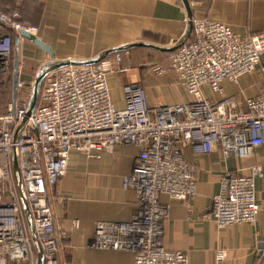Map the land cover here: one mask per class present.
Returning a JSON list of instances; mask_svg holds the SVG:
<instances>
[{
    "label": "built area",
    "instance_id": "1",
    "mask_svg": "<svg viewBox=\"0 0 264 264\" xmlns=\"http://www.w3.org/2000/svg\"><path fill=\"white\" fill-rule=\"evenodd\" d=\"M19 18L17 9L0 12V76L8 75L13 63L10 31L37 33L36 26ZM263 53V33L241 35L224 23L193 16L192 38L166 53L167 65L151 66L157 75L175 72L190 101L149 105L141 85L125 83V106L117 109L110 100L107 74L119 73V62L106 58L91 65H70L43 78L35 112L13 141L33 90V82L18 78L16 104L9 102L0 114V264L37 260L13 175L14 145L42 264H60L67 238L55 223L51 201L66 173L70 151L94 157L97 151L112 152L119 145L139 149L122 182L136 193V211L128 221H97L89 246L132 251L133 264H190L186 252L167 250L160 243L168 204L159 196L186 201L195 194L196 168L185 159L184 147L194 154L217 150L222 157L243 159L264 144V92L246 99L243 106L224 96L221 86L224 80L237 82L254 71ZM21 64L17 57V69ZM204 87L221 97H205ZM261 171L254 165L250 174H225L205 215L219 228L256 221L260 207L255 176ZM225 257L226 250L218 248L210 264Z\"/></svg>",
    "mask_w": 264,
    "mask_h": 264
},
{
    "label": "crops",
    "instance_id": "2",
    "mask_svg": "<svg viewBox=\"0 0 264 264\" xmlns=\"http://www.w3.org/2000/svg\"><path fill=\"white\" fill-rule=\"evenodd\" d=\"M193 15L224 23L233 32L264 34V0H188ZM21 18L37 27V36L49 46L55 59H86L116 46L144 40L157 45H171L186 30V10L181 0H19ZM14 0H0V11L14 9ZM192 38V31L188 39ZM17 57L25 68L18 78L28 80L50 55L31 40L19 37ZM113 60L120 72H109L107 83L110 100L115 108L125 106L122 86L141 85L149 105H168L190 101L177 74L168 71L157 75L153 64L165 66V52L146 47L122 51ZM122 62V63H121ZM264 59L254 71L239 77L237 82L224 80L223 95L238 99L245 106L248 98L264 92ZM22 72V74H21ZM209 99L221 94L202 89ZM139 149L134 145H119L112 152L97 151L94 157L71 150L66 173L54 188L52 212L59 231L65 233L60 264H133L129 250L97 249L89 246L95 223L128 221L136 211V193L124 188L122 182L137 160ZM185 159L195 170V194L186 201L160 194L168 204L162 221L161 245L167 250L186 252L190 264H210L218 248L226 257L218 264H264V144L243 159L222 157L217 150L194 154L183 148ZM261 166L255 176V196L259 212L254 222H242L217 227L205 214L211 199L218 192L221 178L227 174H250L251 167ZM76 221V224L74 222ZM13 264V263H12Z\"/></svg>",
    "mask_w": 264,
    "mask_h": 264
},
{
    "label": "water",
    "instance_id": "3",
    "mask_svg": "<svg viewBox=\"0 0 264 264\" xmlns=\"http://www.w3.org/2000/svg\"><path fill=\"white\" fill-rule=\"evenodd\" d=\"M185 10H186V16H187V24H186V30L184 34L179 38L173 40V43L171 45H157L155 43L144 41V40H138L133 41L130 43H126L120 46H116L110 49H106L93 57L86 58V59H78V58H69V59H55L54 54L49 46L45 45L37 36L29 33L26 30H19L16 34V44L18 43L19 37H24L29 40H31L34 44L44 49L49 55L50 59L47 61H44L37 69L34 80H33V90L32 94L28 103L27 111L23 119L20 121L18 126L16 127L14 134H13V141H15L18 131L22 128L26 120L29 116L33 115L36 109L37 99L39 90L43 81V78L58 69L67 67V66H79V65H91L98 63L106 58H108L111 55L118 54L122 51H127L135 47H146L151 48L157 51L161 52H171L177 49L183 42L187 40L189 37L192 29H193V12L189 5L188 0H181ZM261 59H264V53L261 56ZM13 79H12V103L13 105L16 104V97H17V79H18V70H17V57L13 61ZM12 169H13V175L16 181L17 189L19 192L20 201L23 207L24 214L26 216V220L28 223V228L30 232V236L33 242V245L35 247L36 253H37V260L35 264H42L43 262V251L40 246L36 231L34 229L33 225V219L30 212V209L28 207V203L25 197V193L23 190V186L20 179V172H19V166H18V160H17V149L14 145L12 148Z\"/></svg>",
    "mask_w": 264,
    "mask_h": 264
},
{
    "label": "rangeland",
    "instance_id": "4",
    "mask_svg": "<svg viewBox=\"0 0 264 264\" xmlns=\"http://www.w3.org/2000/svg\"><path fill=\"white\" fill-rule=\"evenodd\" d=\"M14 2L16 3V6H15L14 9H17L19 11V13H20V8H21L20 4H21V2H16L15 0H14ZM14 9H12V10H14ZM4 12H6V11H4ZM20 16H21V13H20ZM24 23L29 24V25H33V23L30 22V21H26ZM122 53H124V52H122ZM122 53L120 52V54L119 53L118 54H114V55H111L110 57H112L113 60H114L116 55L120 56ZM19 59L22 62L20 70L23 71L24 68H25V62H24L23 58H19ZM113 63L116 64L117 63L116 60L113 61ZM21 74H22V72H21ZM35 74H36V72H35ZM35 74L32 73L31 78H29L28 80H25V81L33 82ZM21 80H23V79H21ZM11 95H12V84H11V81H9V78H7V77L0 76V113H3L5 111V108H6L7 104L9 103Z\"/></svg>",
    "mask_w": 264,
    "mask_h": 264
},
{
    "label": "trees",
    "instance_id": "5",
    "mask_svg": "<svg viewBox=\"0 0 264 264\" xmlns=\"http://www.w3.org/2000/svg\"><path fill=\"white\" fill-rule=\"evenodd\" d=\"M19 21L24 22L22 20L21 16L19 18ZM10 33H11V36H12V60L14 61V59L17 57V50H16L15 43H14L15 32L14 31H10ZM13 70L14 69H13V63H12V67H11L10 73L8 75H6V76H3V77L9 78V81H11V84H12V79H13ZM11 101H12V95H11V98H10L9 102H11ZM0 114H2V113H0Z\"/></svg>",
    "mask_w": 264,
    "mask_h": 264
}]
</instances>
